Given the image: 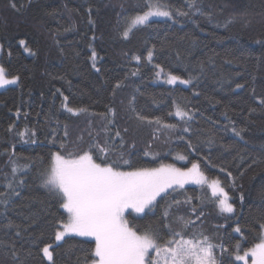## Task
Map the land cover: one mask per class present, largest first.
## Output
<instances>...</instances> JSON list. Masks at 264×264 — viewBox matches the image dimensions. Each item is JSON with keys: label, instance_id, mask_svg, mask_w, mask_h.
Here are the masks:
<instances>
[{"label": "trees", "instance_id": "trees-1", "mask_svg": "<svg viewBox=\"0 0 264 264\" xmlns=\"http://www.w3.org/2000/svg\"><path fill=\"white\" fill-rule=\"evenodd\" d=\"M146 3L0 0V66L18 78L0 90V264H51L42 252L47 244L53 245L54 264L91 259L94 241L88 238L68 235L55 243L60 222L67 219L59 198L43 186L55 151L69 156L91 148L98 158V148L105 147L107 162L123 170L172 163L188 169L198 163L236 208L231 216L200 222L219 264H242L233 257L237 244L245 251L259 240L264 0H195V7L193 0H164L173 19H152L125 38L128 18L146 10ZM179 10L187 15H178ZM157 68L191 83H157ZM130 72L134 76L127 85ZM177 106L193 119L176 116ZM121 155L131 166L122 164ZM198 193L192 185L170 188L152 210L128 213L127 219L141 231L151 225L163 237L170 229L190 237ZM233 224L240 226V236Z\"/></svg>", "mask_w": 264, "mask_h": 264}, {"label": "snow or ice", "instance_id": "snow-or-ice-1", "mask_svg": "<svg viewBox=\"0 0 264 264\" xmlns=\"http://www.w3.org/2000/svg\"><path fill=\"white\" fill-rule=\"evenodd\" d=\"M192 7H195V0ZM145 8L142 13L128 18L123 33L125 38L133 29L147 25L154 17L173 19L172 9L164 3V0H147ZM177 14L187 15L182 10ZM24 43L23 40L20 41L21 45ZM95 57L96 53L93 51L92 59L95 60ZM151 58L152 52L149 51V61ZM17 79L15 77L9 79L5 69L0 67V87L15 84ZM177 81L181 84L191 83V80H184L175 75L168 76L167 83L174 84ZM236 87L242 88L243 85L237 84ZM258 103L264 106V99L259 100ZM67 110L75 111L71 107ZM176 116L181 119H193V115L179 106ZM138 119L145 118L138 117ZM155 123L160 121L156 120ZM164 127L176 126L164 125ZM183 131L188 132L189 128L185 127ZM233 131L235 132V129ZM235 134L240 135L239 132ZM122 146L123 140H121ZM98 151L101 153L98 158H94L91 148L81 154L67 157L59 151L52 154V164L44 177L43 186L59 198L60 206L68 217L66 222H60V230L55 232L57 242L69 234L94 241V249L90 253L91 259L86 264H218L214 252L215 246L209 242L208 237L185 238L181 231L170 229L169 238L164 240L158 229L154 230L149 225L143 231L138 230L130 226L129 219L125 216L129 209L135 213H144L146 208L152 210L157 197L167 193L174 185L183 187L189 182L196 184L205 182L206 177L198 163H192L186 171L173 165H161L155 168L133 167L132 170L125 171L117 167L115 161L107 162L108 148L99 147ZM179 159L183 160L185 157L181 156ZM120 160L123 165L132 164L130 160H125L123 155ZM15 171L16 169L13 168V172ZM209 187L214 196L221 197L219 200L221 211L232 213L234 208L228 203V193L220 187V182L213 180ZM180 220L185 227L188 226L189 222H185L182 217ZM164 227L169 226L164 225ZM261 228L264 229V225H261ZM235 231L240 232V228L237 227ZM51 248L53 245L47 244L42 252L44 257L54 264ZM221 251L227 252L228 249L221 246ZM249 257L250 264H264V236L259 243L245 250L242 255L239 245L236 246V261L249 264Z\"/></svg>", "mask_w": 264, "mask_h": 264}, {"label": "rangeland", "instance_id": "rangeland-1", "mask_svg": "<svg viewBox=\"0 0 264 264\" xmlns=\"http://www.w3.org/2000/svg\"><path fill=\"white\" fill-rule=\"evenodd\" d=\"M135 16V15H134ZM133 17V16H132ZM152 19H167V18H163V17H154V18H152ZM151 19V20H152ZM127 24H128V20H127V22H126V25H125V28H124V30H123V33H124V31H125V29H126V27H127ZM0 54H1V43H0ZM133 62H137V58L136 57H134L133 58ZM1 67V66H0ZM169 75H172V74H169V73H166V72H164L163 70L161 71V69L160 68H157L156 69V77H155V81L157 82V83H163V84H167V85H174V84H181L179 81H177L176 83H174V84H169V83H167V79H168V76ZM133 76H134V73H132V72H130L129 73V75H128V80L126 81V84L128 85V84H130V82L132 81V78H133ZM9 79H11V78H14V77H9V76H7ZM16 78V77H15ZM181 78V77H180ZM181 79H184V78H181ZM184 80H189V79H184ZM16 84V83H15ZM15 84H9V85H5L4 87H0V90L1 89H3V88H5V87H7V86H11V85H15ZM181 85H188V84H181ZM128 87H126V89H127ZM181 108V107H180ZM181 109H183V108H181ZM76 110V109H75ZM184 110V109H183ZM176 111H177V107L175 108V112H174V114L176 115ZM185 111V110H184ZM78 112V110H76V111H74V113H77ZM124 113V112H123ZM125 114V113H124ZM82 120H83V113H81L80 114V122H82ZM78 125H81L80 123H79V121H78V123H77ZM68 146H70V147H72V145L71 144H68ZM56 152V151H55ZM54 153V152H53ZM81 154V153H80ZM78 155V154H77ZM67 157V156H66ZM179 157H181L180 155H176V157H175V160H177V161H184V159L182 160V159H179ZM51 164H52V158H51ZM51 164H50V167H51ZM162 165H173L174 167H176V168H179V169H181V170H184V171H186L187 169H185V168H182V167H180V166H178L177 164H174V163H172V164H162ZM117 166V165H116ZM161 165H159V166H152V167H149V168H155V167H160ZM118 167V166H117ZM121 169V168H120ZM50 170V169H49ZM121 170H123V169H121ZM132 170V169H131ZM125 171H127V170H125ZM206 177V181L205 182H203V183H201V184H196V183H191V182H189V183H186V184H184V186H186V185H192V186H196V187H198V190H199V193H198V196H197V201H198V205L196 206V208L194 209V217H193V219L192 220H189V222H190V224H192L191 222H193L194 221V223H195V225L193 226V228L191 229V231L189 232L190 233V237H195V238H202V237H205V236H203V234H204V232H205V230L203 229V225H202V223H200V222H203L204 220H206V218H207V216H208V218H210L211 216H215L216 218L217 217H219V216H226V217H228V216H231V215H233L234 213H235V206H234V204H233V202H232V200H231V198H230V196L228 195V197H229V199H228V203H230L232 206H233V208H234V211L232 212V213H226V212H222L221 211V208H220V205H219V200L221 199V197L219 196V195H213V193H212V190H211V188L209 187V185H210V183L213 181V180H217V179H214V178H210V177H207V176H205ZM220 187H222L221 185H220ZM173 188H181L179 185H174L173 186ZM158 198V197H157ZM63 209V208H62ZM147 210H149V209H145V211L144 212H146ZM128 213H132L133 215H135V216H142V214L143 213H135V212H133L131 209H129L126 213H125V216H126V218H127V214ZM165 214L167 213V220H168V223H169V216H170V212L168 211V210H165V212H164ZM67 214V213H66ZM177 217V216H176ZM68 218V217H67ZM66 221H67V219H66ZM65 221V222H66ZM131 226V225H130ZM237 227H239L240 228V226L238 225V224H233V228H232V231L235 233V234H237V235H241V229H240V232H236L235 231V229L237 228ZM58 230H60V228L58 229ZM57 230V231H58ZM181 232H182V230H181ZM187 233H188V229H187V231H186ZM183 233V232H182ZM169 234V233H168ZM165 235L163 238H164V240H166V239H168L169 238V235ZM69 235H72V234H69ZM183 235H184V237L185 238H190V237H187L184 233H183ZM66 236H68V235H66ZM262 236H264V229H262L261 228V230H260V234H259V240L255 243V244H257V243H259L260 241H261V237ZM207 237V236H206ZM84 238H86V237H84ZM89 239V238H88ZM210 242V241H209ZM55 243H57V241L55 240ZM211 243V242H210ZM211 244H213V243H211ZM254 244V245H255ZM214 245V244H213ZM237 245H239V250H241L240 251V254L242 255L243 254V249H242V244L241 243H238ZM215 246V245H214ZM219 250L221 249V247H219L218 248ZM236 249V248H235ZM214 252H215V255H216V247H214ZM153 255H154V253H153ZM216 257H217V255H216ZM234 260H235V253H234ZM251 260V259H250ZM217 261H218V264H219V260H218V258H217ZM236 261V260H235ZM237 262H241V261H237Z\"/></svg>", "mask_w": 264, "mask_h": 264}]
</instances>
